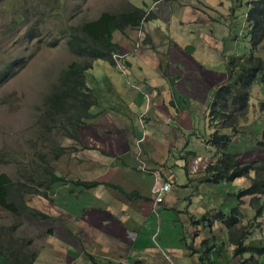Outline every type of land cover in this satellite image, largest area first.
I'll list each match as a JSON object with an SVG mask.
<instances>
[{"label": "rangeland", "instance_id": "obj_1", "mask_svg": "<svg viewBox=\"0 0 264 264\" xmlns=\"http://www.w3.org/2000/svg\"><path fill=\"white\" fill-rule=\"evenodd\" d=\"M251 1L253 0H62L66 6L65 13L62 16L47 19L46 23L41 26L44 34H47L46 37H43V39L46 38L44 43L35 42L36 45L32 46L22 42L26 35L25 26L16 32L15 37L10 38L9 35L13 31L10 24L13 19V6H10V10L6 6V19L0 18V43L6 48L0 55V65L3 68L19 60V65L22 66L23 55L27 59L24 67L20 68L7 83L0 87V152L7 151L11 156L3 159L4 163L0 165V174L24 175L28 170H31L32 166L29 162L34 153V147L38 143V134L45 131L42 107L45 95L52 92L51 76L60 72V69L67 68L70 63L79 60L70 52L67 46V35L62 33L68 26L83 21L97 20L106 12L118 13L127 4L145 9L148 12V17L153 15L154 18L145 22L139 29L126 30L115 35V41L120 46L121 54L116 57L118 62L115 65L102 61L92 62L93 67L85 74L86 87L89 89L91 97H94L92 99L95 101L96 97V100L99 99L104 108H110L112 111L115 109L127 112V105L121 100L125 90L133 88L151 95L154 89L159 90L162 100L166 104H174L180 97L185 104L189 101V105L194 98L198 102L203 99L202 107L208 106V113H210L218 89L225 86L231 76L236 77V72H239L238 65H243L244 60H249L251 57L264 60V41L260 45H253L246 22L248 4ZM12 4L20 6L18 0ZM175 7L178 10L174 12V17L169 13ZM73 9L76 10L75 14H73ZM213 18H216L217 21L213 22ZM7 32L8 35L3 36ZM55 38H60L57 47L50 48L45 45ZM193 51L195 54H192ZM23 52L24 54L21 55ZM175 62H178L177 67ZM126 63L130 65L128 66ZM139 72L147 73L148 79L143 77V73L139 74L140 78ZM167 77V80L163 79ZM138 81L143 88L139 87ZM149 81L157 88H145L144 86L150 85ZM198 85L201 86V91L193 92L195 93L194 97L190 96L192 91L198 90ZM238 87L242 93L245 92L240 88L241 85ZM110 89H118L119 92H116L118 95L108 96L105 94V91ZM248 92L249 105L244 112L237 115L241 116L238 126L243 132L240 143L242 147L248 146L242 150V154L237 160L241 165L264 161V149L258 148V143H264V112L261 109V103L264 102V88L257 84L251 86ZM143 98L145 102L148 96H143ZM150 104L151 99L148 105ZM139 112L140 117L145 116L142 111ZM106 115L108 116V113L102 117L103 120H106L104 118ZM192 117L189 121L195 122L196 113ZM200 118L203 120L202 115ZM155 122H160V120ZM108 123L111 124L109 121ZM146 123L145 121L144 124ZM100 133V130L94 129V132L89 137L85 136L84 139V126L75 133L79 136V147L82 148V152L85 151L84 140L95 146ZM228 133L227 131L226 134ZM49 135V132L45 133V136ZM239 137L240 135L237 134L235 138H232L233 143ZM56 138L58 143H62L64 146L73 144L72 141L68 143L61 136H56ZM36 151H41V148L36 147ZM82 152L78 150L76 154L83 157V154H80ZM87 152L90 153V150ZM16 155L17 162L5 164L12 163L13 157ZM55 168L59 173L65 174L69 178H84V161H81L78 155H75L72 161L69 156L63 157L55 163ZM251 178L250 175L247 179H239L241 181H238L231 192L236 193L248 187L249 183L251 184ZM223 186L221 189L230 190L228 183ZM103 190L107 194L104 187ZM101 191L99 190V192ZM48 198L59 210L65 208L76 216L80 215L79 210H84V193L81 194L80 188L71 182L63 181L53 185L48 191ZM254 199L248 197L240 201L245 204L239 205L237 215L241 222L236 230L241 231L251 223L253 227L250 231L253 232V236L249 239L246 247L262 248L261 246H264V209L261 215L254 219L257 216L254 209L258 208ZM227 201H229L227 204H235L237 196L231 197ZM259 204L264 208V195L260 198ZM231 210L230 206L224 204V211L227 214ZM24 218L25 233L31 238V247L36 250L34 255L35 257L40 255L39 258H41L37 264H66L64 262L54 263L51 253L47 252L53 241L61 240L60 222L44 221L41 218H34L30 214H26ZM228 219L225 220L226 222H221L223 231L221 230L218 239L219 243L222 241L229 247L237 241L239 235L236 230L230 228L232 221ZM21 220L22 218L16 219L8 213H0V225L11 226L15 228L16 232L22 231ZM257 224H260L261 227H258ZM81 226L84 228V223H81ZM50 231H52V237L48 235ZM73 237L75 239V242L72 243L74 250H70V252L74 254L83 252L84 248L81 247V244L84 246V238L82 235ZM193 247L197 250L198 257L204 259L206 245L195 242ZM81 249L83 250L80 252ZM91 255L92 253H88L86 256L90 257ZM247 255L251 257V255ZM256 257L254 255V259H250V262L245 260L244 263L264 264V256L256 255ZM93 258L97 260L98 264H118L113 258ZM69 260L72 261L70 264H90L84 254L80 256L70 254ZM5 262L0 260V264H6ZM121 264L127 263L122 262Z\"/></svg>", "mask_w": 264, "mask_h": 264}, {"label": "crops", "instance_id": "obj_2", "mask_svg": "<svg viewBox=\"0 0 264 264\" xmlns=\"http://www.w3.org/2000/svg\"><path fill=\"white\" fill-rule=\"evenodd\" d=\"M140 73L148 79L147 73L139 72L140 78ZM137 84L143 88L139 81ZM200 85L189 95L194 97L193 92L201 91ZM144 87L157 88L151 82ZM136 90L127 89L121 97L129 108H126L127 112L104 108L98 99V107L110 111L104 117L106 120L99 118L84 125V139L94 129L101 133L95 146L84 140V178L75 180L97 181L99 184L90 191L80 189L81 194L84 193V210H79L78 216L65 208L59 210L55 206L56 209L52 204L54 212L61 218L64 216L63 223H59L61 240L58 247H53L54 263L62 260L66 264L72 263L65 253L76 255L70 250H74L73 236L80 235L84 238V246L81 244L84 254L113 258L118 264H238L250 258L247 254L253 257L254 254L244 251L234 258L238 244L249 247L246 245L253 236L243 234L246 227L236 230L241 222L239 215H235L238 223L230 227L237 231V241L229 247L222 241L219 243L218 236L223 231L221 222L232 218V211H239L240 203L227 204L225 201L240 191L231 192L241 180L213 184L206 174L208 163L219 158L217 149L207 144L214 130L208 116L209 107H202L203 99L198 102L194 98L189 105V101L185 104L181 97L174 104H166L159 90L153 89L151 95ZM116 92L118 89H110L105 94L117 96ZM143 96H148L145 102ZM139 111L145 114L143 121ZM195 113V122L189 121ZM145 121L149 124H144ZM222 131L226 133L228 129ZM239 135V139L228 148V154L236 160L242 150L248 148L246 145L242 147L243 135ZM164 182H171L175 189L154 213L152 190ZM226 183L229 191L221 189ZM132 193L139 196L127 197ZM224 204L232 208L229 214L224 211ZM195 242L206 245L204 259L196 254ZM250 247L257 250L264 246Z\"/></svg>", "mask_w": 264, "mask_h": 264}, {"label": "trees", "instance_id": "obj_3", "mask_svg": "<svg viewBox=\"0 0 264 264\" xmlns=\"http://www.w3.org/2000/svg\"><path fill=\"white\" fill-rule=\"evenodd\" d=\"M14 1L0 0L3 4L0 6V18L6 19L5 7L8 6V10H10V6H13V19L10 21L13 31L9 36L10 38L15 37L16 32L25 26L26 35L22 42L29 46L36 45L35 42L44 43L46 38L43 39V37H46L47 34H44L41 26L46 23L47 19L62 16L66 10L62 0H18L20 6L13 5L12 2ZM176 10H178L177 7L172 8L170 15L175 17L174 12ZM75 13L76 10L73 9V14ZM152 18L154 16L148 17V12L145 9L127 4L118 13L106 12L97 20L71 24L63 30L62 33L67 35V46L70 52L79 60L70 63L67 68L60 69V72L51 76L52 92L46 94L43 99L42 116L45 119L44 133L49 132L52 136L48 137L41 134L38 137V144L43 147V152L33 154L30 164L31 170L21 175L22 179H12L6 173L0 174V213H8L16 219L22 218V231L16 232L15 228L11 226L0 225V260L6 261V264H36L41 259L40 256L35 257V250L31 247V238L25 233L24 216L26 214H30L34 218H41L44 221L54 220L63 223L60 214L52 209L53 203L48 198V191L53 185L66 181L75 184L82 191H90L99 184L97 181L69 178L56 170L55 163L66 156H69L72 161L75 155L84 161V152L79 147L80 139L75 133L82 126L94 123L110 112L98 107L96 97L94 101V97H91L89 89L86 87L85 74L93 67L92 62L102 61L115 65L113 56L120 54V46L115 41V35L126 30L139 29ZM215 21L217 19L213 18V22ZM246 22L253 45H260L264 41V0L249 2ZM6 35L8 32L3 36ZM59 42L60 38H55L45 45L55 48ZM26 59L23 55L22 66L19 65V60H16L0 74V87L7 83L20 68L24 67ZM244 62L243 65H238L239 72H236V77L231 76L228 83L218 89L208 114L213 123L211 127L214 130L210 133L207 144L217 149L219 158L208 165L206 174L213 184H220L222 181L232 183L236 179L247 178L254 174L251 178V184L249 183L250 186L248 185L247 188L240 190L232 197L237 196L236 203L241 205L245 204L240 202L243 198H255L258 208L254 209L257 212L254 219H257L264 209L259 204L260 198L264 195V161L241 165L228 154V148L234 142L232 138L243 133L239 129L238 120L240 116L237 115L244 112L249 105L248 89L257 84L264 88V60L251 57ZM126 64L128 65V63ZM238 85L242 86L240 88L245 91L244 93L240 89L238 90ZM261 109L264 112V102L261 103ZM223 129H228L229 133H224ZM53 132L55 133L53 134ZM56 135L65 137L68 139V143L72 141L73 144L69 146L59 145L55 139ZM258 146V148L264 149L263 142L258 143ZM78 150L82 152L80 154H83V157L76 154ZM49 153L50 156H48ZM5 157L11 156L8 152H0V165L4 163ZM13 158L17 160V155ZM138 196L137 193L127 195L129 198ZM226 203L229 201L226 200ZM53 207L55 206L53 205ZM236 213V210L232 211V218H227L232 221L230 227L238 223L235 218ZM257 226L261 227L260 224ZM252 227L253 225L250 223L242 231L243 234L248 237L253 235V232L250 231ZM48 233V235H52V231ZM244 251L254 254L255 257L264 254V249L254 250L250 246L245 248L239 243L234 255L238 257ZM254 255L238 264H245V260L250 262V259H254ZM86 257L90 261L94 260L92 256Z\"/></svg>", "mask_w": 264, "mask_h": 264}, {"label": "clouds", "instance_id": "obj_4", "mask_svg": "<svg viewBox=\"0 0 264 264\" xmlns=\"http://www.w3.org/2000/svg\"><path fill=\"white\" fill-rule=\"evenodd\" d=\"M2 2H0V6H2L3 4H1ZM170 14V13H169ZM172 16V15H171ZM140 31H141V29H140ZM5 47L3 46V44L2 43H0V55L5 51ZM119 55H121V54H115L114 56H113V60H114V62H115V64L118 62V60L116 59V57L117 56H119ZM95 62H100V61H95ZM107 64H110V63H107ZM111 65V64H110ZM9 65H7L6 67H1V65H0V67H1V71H0V74L3 72V71H5L6 69H7V67H8ZM228 83V82H227ZM43 107H42V113H43ZM241 117V116H240ZM239 117V118H240ZM140 119L143 121V117H140ZM238 122H239V120H238ZM44 123H45V119H44ZM212 132H213V129H212ZM53 133H55V132H53ZM41 134H43V135H45V133H39L38 134V137L41 135ZM52 135H51V133H50V135L48 136V137H51ZM56 136H61V135H56ZM55 139H56V141L58 142V139L55 137ZM64 139H66L65 137H64ZM66 140H68V139H66ZM59 145H62V143H58ZM40 147L41 148V151H36V147ZM215 148V147H214ZM7 152V151H6ZM35 152H38V153H41V152H43V147L41 146V145H39L38 143L36 144V146L34 147V153ZM2 153H5V152H2ZM33 153V154H34ZM33 154L31 155V158H30V162H29V164H31V159H32V156H33ZM142 154V151L140 150L139 151V155H141ZM61 160V159H60ZM15 162H17L16 160H14L12 163H9V164H14ZM58 162V161H57ZM56 162V163H57ZM5 164H7V163H5ZM211 164V163H210ZM250 164V163H249ZM144 169H145V167H143ZM206 168V170L205 171H207V168H208V165L205 167ZM21 175H23V174H16L15 176H11V175H9L12 179H22L21 178ZM251 176H252V178H253V176H254V174H251ZM248 178V177H247ZM246 177H243V179H247ZM166 183H169V184H171V186H172V189H171V191L170 192H172L175 188H174V184H172L171 182H164L161 186H163V185H165ZM155 187H160V186H155ZM154 187V188H155ZM154 188H153V190H154ZM153 190H152V198H151V201H152V204H154V197H153ZM170 192H168L167 194H166V196L170 193ZM166 196L164 197V200H165V198H166ZM164 200H163V202H162V204L164 203ZM162 204H160V205H162ZM159 205V206H160ZM159 206H158V208H159ZM154 207V206H153ZM155 211V210H154ZM237 211V210H236ZM157 212V211H156ZM155 212V213H156ZM238 214V211H237V213L235 214V215H237ZM50 237H52V235H49ZM59 241H53V244L50 246V248H48V252L49 253H51V259L54 261V254H53V247L54 246H57L58 247V243ZM83 250V249H82ZM81 250V251H82ZM36 251V250H35ZM66 255H70L71 253H69V252H67V253H65ZM82 254H84V251L83 252H81V253H76V255H82ZM73 255V254H72ZM86 255L87 254H84V256L86 257ZM40 256V255H39ZM38 256V257H39ZM87 258V257H86ZM94 260L93 261H90V259H88L87 258V260L88 261H90V264H98V262H97V260L95 259V258H93ZM58 262H64L65 263V260H62V261H58ZM37 264V263H36Z\"/></svg>", "mask_w": 264, "mask_h": 264}, {"label": "built area", "instance_id": "obj_5", "mask_svg": "<svg viewBox=\"0 0 264 264\" xmlns=\"http://www.w3.org/2000/svg\"><path fill=\"white\" fill-rule=\"evenodd\" d=\"M172 189L171 184L166 183L163 186L155 187L153 190V197H154V210L157 211L158 206L162 204L164 197L168 192H170Z\"/></svg>", "mask_w": 264, "mask_h": 264}]
</instances>
